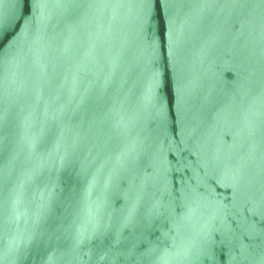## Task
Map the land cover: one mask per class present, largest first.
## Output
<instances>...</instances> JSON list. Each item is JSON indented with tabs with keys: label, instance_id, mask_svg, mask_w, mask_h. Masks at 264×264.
I'll use <instances>...</instances> for the list:
<instances>
[{
	"label": "water",
	"instance_id": "obj_1",
	"mask_svg": "<svg viewBox=\"0 0 264 264\" xmlns=\"http://www.w3.org/2000/svg\"><path fill=\"white\" fill-rule=\"evenodd\" d=\"M0 264H264V0H0Z\"/></svg>",
	"mask_w": 264,
	"mask_h": 264
}]
</instances>
